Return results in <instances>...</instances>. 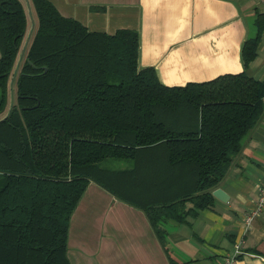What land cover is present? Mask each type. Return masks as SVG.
Returning a JSON list of instances; mask_svg holds the SVG:
<instances>
[{
  "label": "trees",
  "instance_id": "obj_1",
  "mask_svg": "<svg viewBox=\"0 0 264 264\" xmlns=\"http://www.w3.org/2000/svg\"><path fill=\"white\" fill-rule=\"evenodd\" d=\"M31 2L37 22L17 98L0 119V264H72L70 220L91 180L143 209L165 246L171 221L214 205L264 114V80L243 70L164 84L138 67L137 30H89L51 0ZM252 25L247 67L264 12ZM27 28L23 1L0 0V113Z\"/></svg>",
  "mask_w": 264,
  "mask_h": 264
},
{
  "label": "crops",
  "instance_id": "obj_2",
  "mask_svg": "<svg viewBox=\"0 0 264 264\" xmlns=\"http://www.w3.org/2000/svg\"><path fill=\"white\" fill-rule=\"evenodd\" d=\"M22 1L28 28L9 79L12 103L15 78L35 29L29 19L30 12L36 16L34 5L31 10ZM51 1L89 30H137L138 67H154L164 84L183 85L243 70L264 80V32L248 67L243 57L253 19L264 12L261 0ZM11 105L8 96L3 115ZM263 183L264 114L215 187H221L228 200L215 196L214 205L201 209L198 216L171 221L165 246L143 209L91 180L71 216L68 257L72 264H171V259L180 264H221L240 246L243 252L235 264H264V255L258 252L264 250V209L245 228V216L256 206Z\"/></svg>",
  "mask_w": 264,
  "mask_h": 264
},
{
  "label": "built area",
  "instance_id": "obj_3",
  "mask_svg": "<svg viewBox=\"0 0 264 264\" xmlns=\"http://www.w3.org/2000/svg\"><path fill=\"white\" fill-rule=\"evenodd\" d=\"M264 4V0H261ZM264 209V183L260 188V195L256 206L245 216V228L249 229L252 226L254 218ZM243 252L240 246H236L231 252L225 255V259L221 264H235L239 255Z\"/></svg>",
  "mask_w": 264,
  "mask_h": 264
},
{
  "label": "water",
  "instance_id": "obj_4",
  "mask_svg": "<svg viewBox=\"0 0 264 264\" xmlns=\"http://www.w3.org/2000/svg\"><path fill=\"white\" fill-rule=\"evenodd\" d=\"M31 13V12H30ZM31 32H32V29L30 30V32H29V34H28V38H27V41H26V44H27V42H28V40H29V37L31 36ZM26 44H25V46H26ZM12 105H13V103H12ZM12 105H11V107H12ZM10 113V111L8 112V114ZM7 114V115H8ZM6 115V116H7ZM213 194L215 195V196H217V197H219L220 199H222V200H224V201H227L228 199H227V196H228V194L221 188V187H217V188H215L214 190H213Z\"/></svg>",
  "mask_w": 264,
  "mask_h": 264
},
{
  "label": "rangeland",
  "instance_id": "obj_5",
  "mask_svg": "<svg viewBox=\"0 0 264 264\" xmlns=\"http://www.w3.org/2000/svg\"><path fill=\"white\" fill-rule=\"evenodd\" d=\"M32 10V9H31ZM34 11V10H33ZM29 19L31 20V24L33 23V22H35L34 23V25L36 26V16H35V13L34 12H32V13H29ZM9 96H10V101H11V104H12V93H10L9 94ZM17 98V93H16V91L14 92V100ZM4 115H3V112L2 113H0V119L3 117Z\"/></svg>",
  "mask_w": 264,
  "mask_h": 264
},
{
  "label": "bare ground",
  "instance_id": "obj_6",
  "mask_svg": "<svg viewBox=\"0 0 264 264\" xmlns=\"http://www.w3.org/2000/svg\"><path fill=\"white\" fill-rule=\"evenodd\" d=\"M26 1H27V5H28L29 9H31V5H32L31 0H26ZM10 109H11V106H10L9 110L4 114V116H3L2 118H5V117H6V115H7L8 112L10 111ZM2 118H1V119H2Z\"/></svg>",
  "mask_w": 264,
  "mask_h": 264
}]
</instances>
